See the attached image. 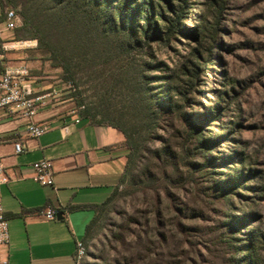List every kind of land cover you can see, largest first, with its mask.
<instances>
[{
  "label": "rangeland",
  "instance_id": "374dc122",
  "mask_svg": "<svg viewBox=\"0 0 264 264\" xmlns=\"http://www.w3.org/2000/svg\"><path fill=\"white\" fill-rule=\"evenodd\" d=\"M11 1L67 60L74 75L69 90L59 76L61 70H52L47 63L41 81L57 90L64 88L61 98L75 94L73 102L90 110L96 120L108 118L124 125L138 144L126 183L91 229L86 264H221L217 258L231 253L226 238L219 247L212 245V252L198 242L200 234L207 236L209 228L221 225L224 206L230 216L250 212L254 220L244 230L258 228L264 234V0H194L191 15L182 23L194 27L202 18L209 28L218 26L220 30L215 50L204 57L200 104L195 101L193 111L205 112L204 108L215 103L224 106L220 119L206 123L203 133L215 140L229 135L225 144L215 143L212 156L223 158L237 151L242 160L217 159L218 166L208 169L210 174L195 176L199 187L179 177L188 174L183 164L179 173L170 170L167 174L172 177L162 181L140 177L149 150L162 146L154 134L160 138L170 135L149 123L143 88L158 83H147L146 77L163 76L190 58V46H197L192 37L176 34L168 44L155 41L126 47L66 2ZM23 41L38 45L36 40ZM160 61L168 68L156 71L148 67ZM243 168L251 172L227 194L232 201L225 205L211 188L233 170ZM245 196L248 198H242ZM174 205L185 210L178 213ZM183 226L200 233L192 231L198 236H187ZM257 252L264 260V248L258 247Z\"/></svg>",
  "mask_w": 264,
  "mask_h": 264
},
{
  "label": "trees",
  "instance_id": "16d2710c",
  "mask_svg": "<svg viewBox=\"0 0 264 264\" xmlns=\"http://www.w3.org/2000/svg\"><path fill=\"white\" fill-rule=\"evenodd\" d=\"M0 1L8 9L17 11L16 8L12 7L14 3L11 0ZM58 1L59 3L66 2L78 14H82L93 21L107 35L111 34V36L122 40L123 45L126 47H131L132 44L136 46L149 45L150 42L155 41L168 44L172 39L177 38L176 34L192 37L197 43L196 47L190 46V58L179 63L173 71L169 70L163 76L146 77L147 83H158L152 86H148L147 84L143 88L145 94L143 99L145 101V109L148 111L149 123L150 125L154 124L156 130L163 129L167 133H170V135L169 138H160L154 134L153 138L160 139L162 146L149 150L150 157L147 158L144 168L140 172V177L155 178V180L162 181L172 177L170 174H167L169 173L168 171L171 170L170 173H174L183 164L187 167L188 174L186 173L187 176L180 174L179 177L192 180V183L194 182L196 187H199L195 176L210 174L208 169L218 166L215 162L217 159L226 161L228 158L232 162L242 163L241 153L237 151H233L234 154L222 156L223 158L211 155L215 143L220 142V144H225V141H227L226 137H229V135L220 136L215 140L203 133L205 124L213 121L217 122L225 107L216 105L217 103H215L212 106L204 108L205 112L193 111L195 101H198V104H200L201 69L206 63L204 57L206 59V55L215 50L220 32L218 26L214 30L212 27L210 29L207 26V22L202 21V18H199L198 24L194 27H186L182 24L191 15L190 11L192 10L194 0ZM17 12L23 19V25L15 30V42L23 40H36L38 42L36 48L26 50L24 60L26 62L38 61L43 67L49 63L50 69L61 70L59 76L65 83L73 82L74 75L67 60L46 39L40 29L36 27L23 10ZM194 16L198 17L196 14ZM214 31L215 33L213 34ZM148 67L156 69V71L168 68L161 61L154 66L148 65ZM142 79L144 80V77ZM195 94H197L196 97ZM65 98H71L76 102L75 94L67 93ZM233 100L232 98L231 101ZM76 106L79 107L80 104L78 103ZM80 112L83 116L90 119L93 125L116 128L124 135V145L129 150L126 167L120 178L119 185L115 188L113 194L100 205L80 207V209H92L96 213L94 219L87 227L86 233L89 238L93 225L126 183L138 152V144L124 125L113 123L108 118L96 120L88 109H83ZM189 144L190 147L188 148L187 145ZM202 160L203 162H201ZM156 172L159 173V176H157ZM249 172L251 170L245 168L241 172L233 170L232 173L224 176L221 180L217 182L215 180L216 185L211 188L212 193H216L215 198H223L226 202L225 205H228V202L232 200L227 194L233 191L236 185H239ZM204 194L206 195V193ZM224 207L225 209L222 211L224 220L221 225L218 229L209 228L208 232L205 233L207 236L200 234L198 243L204 245L212 252L211 246L219 247L222 242H225L224 238H226V242L230 244L231 253H226V255L230 256H218L219 258L217 259L221 260V264H264V260L260 258L257 252L258 247L264 248V234L258 228L248 231L244 230L254 220L251 213H245L243 216H230L229 209L227 206ZM174 209L178 213H183L185 210V208L175 205ZM179 225L182 226L181 223ZM183 229L186 235L190 237L198 236L196 234L200 233L196 228L188 226H183ZM192 231L196 232V234H192Z\"/></svg>",
  "mask_w": 264,
  "mask_h": 264
},
{
  "label": "crops",
  "instance_id": "0c3cea01",
  "mask_svg": "<svg viewBox=\"0 0 264 264\" xmlns=\"http://www.w3.org/2000/svg\"><path fill=\"white\" fill-rule=\"evenodd\" d=\"M7 9L0 1V74L7 66L26 65L35 92L56 87L41 81L40 62L23 61L34 48L4 50L15 43V30L5 26ZM75 107L73 99L60 98L40 108L31 121L50 127L39 138L28 133L29 120L0 110V161L9 178L1 191L10 232L4 248L8 264H75L76 242L88 244L87 227L96 215L80 207L104 203L119 185L129 154L124 135L112 126L93 125L81 112L76 123ZM44 159L52 161L53 185L34 180L32 166ZM45 209L61 210L62 220H46L39 214Z\"/></svg>",
  "mask_w": 264,
  "mask_h": 264
},
{
  "label": "built area",
  "instance_id": "2783aa9c",
  "mask_svg": "<svg viewBox=\"0 0 264 264\" xmlns=\"http://www.w3.org/2000/svg\"><path fill=\"white\" fill-rule=\"evenodd\" d=\"M5 26L7 30H17L23 25L21 15L14 9H7ZM1 35V33H0ZM31 41H18L14 44L4 45V50L10 51L17 48H35L28 44ZM30 70L26 65L7 66L2 74H0V110H9L13 115L29 120L27 126L28 133L34 137L39 138L49 130V125L35 124L31 120L37 115L38 110L42 107L51 105L53 102L59 100L65 90L52 88L44 92H35L30 82ZM67 89H72L73 82L65 83ZM84 109V106L75 107L71 111L72 115L76 116L75 122H80L79 112ZM16 153L22 152V144L17 142L15 144ZM35 171L34 180L41 186L53 185V164L50 160H41L33 164ZM9 181L5 172L3 163L0 161V264H8V260L4 254V248L10 243V232L8 220L4 215V210L1 202L2 186ZM40 216L48 221L55 220L63 213L57 209L42 210ZM88 254L87 244L82 240L76 242L75 264H84Z\"/></svg>",
  "mask_w": 264,
  "mask_h": 264
},
{
  "label": "water",
  "instance_id": "95a60500",
  "mask_svg": "<svg viewBox=\"0 0 264 264\" xmlns=\"http://www.w3.org/2000/svg\"><path fill=\"white\" fill-rule=\"evenodd\" d=\"M57 218L58 220H62V215L60 214Z\"/></svg>",
  "mask_w": 264,
  "mask_h": 264
}]
</instances>
